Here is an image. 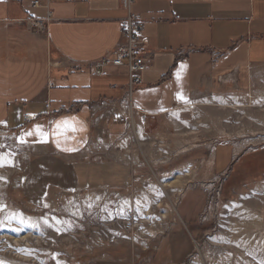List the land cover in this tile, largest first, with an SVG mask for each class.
<instances>
[{"label": "crops", "instance_id": "1", "mask_svg": "<svg viewBox=\"0 0 264 264\" xmlns=\"http://www.w3.org/2000/svg\"><path fill=\"white\" fill-rule=\"evenodd\" d=\"M34 1L0 0V130L29 150L15 182L30 202L98 180L93 171L103 163L88 158L100 148L90 144L107 130L120 135L124 125L95 116L102 101L129 92L125 69L94 73L95 61L123 43L120 21L127 12L120 0ZM132 10L146 21L152 61L130 96L148 114L189 101L223 75L234 84L248 81L244 71L264 66V0H136ZM48 12L52 21L43 32L14 23ZM229 167L218 158L221 171Z\"/></svg>", "mask_w": 264, "mask_h": 264}, {"label": "rangeland", "instance_id": "2", "mask_svg": "<svg viewBox=\"0 0 264 264\" xmlns=\"http://www.w3.org/2000/svg\"><path fill=\"white\" fill-rule=\"evenodd\" d=\"M255 70V75L243 72L248 81L204 84L190 100L212 94L251 100L258 89L256 79H264V66ZM99 111L96 120L104 113L102 123L114 122L110 109ZM181 118L191 121L192 114L184 111ZM213 119L208 116L209 129L198 128L189 142H180L167 113L149 114L146 134L164 144L163 154L150 157L132 137L130 159L119 161L113 156L119 150L115 148L119 137L129 133L132 122H140L127 117L120 122L124 125L120 135L111 136L107 130L90 144L100 152L88 159L103 163L93 171L99 173L97 181L77 190H49L35 202L21 198L15 182L26 160L21 155L29 150L0 130V151L18 152L20 158V171L9 175V184L0 186V207H4L0 264H58L57 256L62 264H209L208 256L217 260L219 255L227 257L224 264H264V247L233 249V240L241 232L222 224L227 209L264 193V133L229 139ZM236 146H241V153L234 157ZM218 158L230 167L221 171ZM191 172L192 178L182 184L180 179ZM260 213L264 218V207ZM263 233L258 232L256 238L261 239Z\"/></svg>", "mask_w": 264, "mask_h": 264}, {"label": "bare ground", "instance_id": "3", "mask_svg": "<svg viewBox=\"0 0 264 264\" xmlns=\"http://www.w3.org/2000/svg\"><path fill=\"white\" fill-rule=\"evenodd\" d=\"M255 71H256L255 69L252 70L253 74L255 73ZM256 80L258 83L257 84L258 89L255 92L254 96L251 98V100L243 101L240 97H238V95L235 94H230V95L212 94L209 97L202 98V100L193 99L178 104L173 109L165 112L167 113V117L171 122V124L176 128L177 137L181 138L180 142H189L188 140L192 139L191 136H193L197 132L198 128L209 129L208 116H213L214 117L213 121L218 124H221V127L224 129V131L222 130L225 135L224 137L229 139L231 138L233 139V137H243L246 133H250V134L264 133V79L257 78ZM184 111L190 112L192 114L191 121L185 122L182 120L181 116ZM128 130H130L129 133L127 135L120 136L119 140L115 145V148L119 149L118 151L117 150L114 151L113 156L115 157V159L119 161H124V160L128 161L130 159L127 153L128 151H130V140H132V137H134L135 143L140 148H143L146 151V153L150 155V157H152L153 155L158 156L163 154L162 151L164 149L163 148L164 144L161 143L158 139H156V136L147 135L145 126L142 122H137V121L132 122ZM254 146L256 147V145ZM184 152H187V149L184 150L183 153ZM240 153H241V146H236L233 152V156L237 157ZM21 156H22L21 158L27 157L28 154L22 153ZM0 163L3 164V166H0V186H6L7 184H9V175L20 171L19 153L13 152L11 150H7L4 152L0 151ZM193 175L194 172H191L188 175H184L183 178L180 179V182L183 184L185 180L187 181L191 179ZM21 178L16 179V181L19 183ZM146 201L149 204L148 206L152 208L151 207L152 201H150L147 198ZM2 207L3 206L0 207V216L3 215L4 213V207L3 208ZM263 207H264V193L262 194L255 193L251 198L249 197L248 199H244L239 204H234L232 208L226 210L228 215L226 213L227 216L225 215L222 220L223 225L227 224L224 225V227L229 228L231 231L238 230L241 232L240 234H238L236 240L235 238L234 240L232 239L234 242L233 249L237 250L239 247L242 246L250 248L251 250L255 249L256 247H260V248L264 247V233L261 239L256 238L258 232L264 231L263 230L264 218L260 213V210ZM150 208L148 209V211L150 210ZM140 209L142 210V208ZM10 217H13V214H10ZM51 220L55 222V225L59 223L58 220L55 219H51ZM23 222L26 224L29 223V221L27 220L24 221V219ZM156 226L158 225H155V228H157ZM151 227L153 228L154 226ZM202 257L203 256H201V258ZM222 257H224L225 260L224 262L222 260L220 261V258ZM56 258L58 264L63 263L62 260L60 261V257L57 256ZM208 258H209L208 260H210L209 264H224L228 260L227 257L223 255H219L218 257H216L217 260L212 259V257L210 256H208Z\"/></svg>", "mask_w": 264, "mask_h": 264}, {"label": "built area", "instance_id": "4", "mask_svg": "<svg viewBox=\"0 0 264 264\" xmlns=\"http://www.w3.org/2000/svg\"><path fill=\"white\" fill-rule=\"evenodd\" d=\"M126 16L120 21V29L123 43L120 44L112 53H109L94 63V73L103 76L108 68L125 69L129 77V92L120 101L106 100L100 103L101 108L110 109V116L116 122H126L127 117L131 120L136 117L143 124L146 123L148 113L135 106L131 99V92L134 87L143 84V73L149 68L152 57L149 53V39L145 34L146 21L137 13L133 12L132 7L136 0H120ZM40 1L33 2V6H39ZM52 21V14L44 19H20L15 21L17 25L27 26L32 31L43 32L48 23ZM13 23V24H14ZM230 75L219 77L223 84L234 83ZM49 86L53 84L49 82ZM25 120H32L31 115H25Z\"/></svg>", "mask_w": 264, "mask_h": 264}, {"label": "snow or ice", "instance_id": "5", "mask_svg": "<svg viewBox=\"0 0 264 264\" xmlns=\"http://www.w3.org/2000/svg\"><path fill=\"white\" fill-rule=\"evenodd\" d=\"M179 99H181V100H183V97L181 96V97H178ZM65 125L66 126H68L67 125V122H65ZM37 134L38 135H40L41 136V142H46V138H44V134L42 133V132H40V130H39V128L37 127ZM29 135H31V133H29ZM23 142H25L23 139H21V143H23ZM0 166H3V164L2 163H0Z\"/></svg>", "mask_w": 264, "mask_h": 264}]
</instances>
